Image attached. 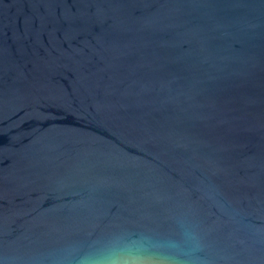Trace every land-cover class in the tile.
Listing matches in <instances>:
<instances>
[{
	"label": "water",
	"instance_id": "water-1",
	"mask_svg": "<svg viewBox=\"0 0 264 264\" xmlns=\"http://www.w3.org/2000/svg\"><path fill=\"white\" fill-rule=\"evenodd\" d=\"M133 250L264 264V0H0V264Z\"/></svg>",
	"mask_w": 264,
	"mask_h": 264
},
{
	"label": "clouds",
	"instance_id": "clouds-1",
	"mask_svg": "<svg viewBox=\"0 0 264 264\" xmlns=\"http://www.w3.org/2000/svg\"><path fill=\"white\" fill-rule=\"evenodd\" d=\"M166 246L170 249L178 247L175 241L167 242ZM140 247L142 248L143 245ZM179 262L177 256L149 255L143 251L133 250L123 257L111 255L83 256L80 258L79 264H179Z\"/></svg>",
	"mask_w": 264,
	"mask_h": 264
}]
</instances>
